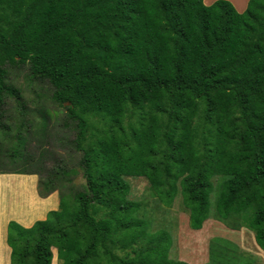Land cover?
I'll list each match as a JSON object with an SVG mask.
<instances>
[{
	"label": "trees",
	"instance_id": "trees-1",
	"mask_svg": "<svg viewBox=\"0 0 264 264\" xmlns=\"http://www.w3.org/2000/svg\"><path fill=\"white\" fill-rule=\"evenodd\" d=\"M25 64L73 121L86 185H65V169L43 180L27 168L37 154L19 156L28 135L16 136L6 150L22 165L0 174H38L58 208L7 222L10 264H51L52 248L59 264H188L138 215L125 177L146 178L167 206L180 193L191 229L232 219L264 250V0L241 12L229 0H0V114L18 95L8 67ZM228 244L211 239L199 264H256Z\"/></svg>",
	"mask_w": 264,
	"mask_h": 264
},
{
	"label": "rangeland",
	"instance_id": "rangeland-1",
	"mask_svg": "<svg viewBox=\"0 0 264 264\" xmlns=\"http://www.w3.org/2000/svg\"><path fill=\"white\" fill-rule=\"evenodd\" d=\"M210 1L205 0L206 3ZM229 1L236 9L244 8L247 2V0ZM6 81L18 89V95L6 94L3 111L0 114V121L3 123L0 125V168L21 167L22 162L12 161L6 149L12 143L15 148L18 147L16 136L27 134L25 146L22 147L19 144V156H22L25 151L38 156L27 168L39 170L43 175V180L56 174L59 175L58 173L65 169L70 172L68 180L64 181L65 185L76 189L84 187L86 182L82 167L79 165L81 151L71 144L74 123L66 117L65 110L51 99V85L46 80L32 78L27 64L8 67ZM43 110L45 113L41 112ZM44 119H47V124L45 131L42 132L41 124ZM6 125L10 126V129L8 128L10 135L5 137L8 133L5 132L7 131ZM37 148L47 149L50 154L45 152V156H40ZM7 177L21 190L22 200L16 199V194L21 193L19 191H14L15 195L10 197L11 192L5 186ZM125 179L130 185L127 198L140 203L138 215L147 221L149 230L168 232L171 238L169 257L184 260L188 264L203 263L208 260L209 242L211 239L218 238L228 242L229 249L234 246L238 255L251 257L256 264H264V253L255 246L254 233L244 226L238 227V222L233 224L231 219L228 224L210 217L203 222L200 229H191L188 225V210L182 204L180 193L173 198L171 205L167 206L157 195L153 194L146 178L125 177ZM211 180L215 187L211 194L213 204L220 177L214 176ZM37 181L38 174H0V215L2 218L6 219V214H8L14 216L18 222H23V216L25 218L28 216L32 223L34 219L41 216L36 215V211L42 208H44L42 211H45L47 206L38 204ZM56 193L58 195V191ZM48 200L50 201L48 203L52 205V198L49 197L46 202ZM56 200L58 201V198ZM213 208L212 206V211ZM1 225L0 222V255L2 249H5Z\"/></svg>",
	"mask_w": 264,
	"mask_h": 264
},
{
	"label": "crops",
	"instance_id": "crops-1",
	"mask_svg": "<svg viewBox=\"0 0 264 264\" xmlns=\"http://www.w3.org/2000/svg\"><path fill=\"white\" fill-rule=\"evenodd\" d=\"M213 1H215V0H211L210 2H208V3H206L205 2V0H204V3L205 4H207V5H209V4H211ZM248 1V0H247ZM246 4H247V2H246ZM246 4H245V6H246ZM245 6H244V8H245ZM244 8H240V9H236L237 11L239 10V12H241V11H243V9ZM36 193V192H35ZM37 196V198H38V201H39V206H47V209L45 210V211H42V210H44V208H42V210H39V211H36V215H41V216H39V217H37L36 219H34L33 220V222L35 221V220H38V219H44L45 218V215H46V213H47V211H49V210H52V209H57L58 208V201L56 200L57 198H58V195H57V193H56V191H54V192H52V193H50L48 196H46V197H40V196H38V195H36ZM49 197H51L52 198V205L50 204V203H48V202H50L49 200L46 202V200L49 198ZM56 201H57V203H56ZM23 214H25L24 212H23ZM10 219H13V220H16L17 221V219L14 217V216H10V215H8V214H6V219L5 218H2L1 217V215H0V222H1V227H2V229H3V237H4V248L5 249H2V253H1V255H0V264H10V252H11V249H10V247L8 246V244L6 243V226H7V222L10 220ZM23 219H24V221L22 222V221H19V222H22L21 224L22 225H24V226H30L32 223H31V220H30V218L27 216V218H25L24 216H23ZM26 223H30V224H26ZM249 230V229H248ZM250 232H252L251 230H250ZM254 244H255V246L257 247V248H259V250H261V252H263L264 253V250L263 249H261L257 244H256V241H255V238H254ZM1 248H3V247H1ZM51 264H59V260H58V258H57V251H56V248H52V260H51Z\"/></svg>",
	"mask_w": 264,
	"mask_h": 264
},
{
	"label": "bare ground",
	"instance_id": "bare-ground-1",
	"mask_svg": "<svg viewBox=\"0 0 264 264\" xmlns=\"http://www.w3.org/2000/svg\"><path fill=\"white\" fill-rule=\"evenodd\" d=\"M243 1V0H242ZM240 3V2H239ZM242 3V2H241Z\"/></svg>",
	"mask_w": 264,
	"mask_h": 264
}]
</instances>
